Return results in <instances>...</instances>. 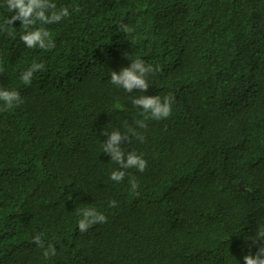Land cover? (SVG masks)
<instances>
[{
    "label": "trees",
    "instance_id": "trees-1",
    "mask_svg": "<svg viewBox=\"0 0 264 264\" xmlns=\"http://www.w3.org/2000/svg\"><path fill=\"white\" fill-rule=\"evenodd\" d=\"M54 2L71 12L45 26L55 48H27L20 21L15 39L0 32V88L24 98L0 111V264H244L264 228V0ZM3 5L0 22L12 15ZM128 57L159 65L147 92L111 83ZM33 63L45 70L24 85ZM169 94L164 120H145L131 102ZM128 126L145 139L130 136L125 155L148 164L117 183L103 132ZM86 207L107 223L80 232Z\"/></svg>",
    "mask_w": 264,
    "mask_h": 264
},
{
    "label": "clouds",
    "instance_id": "clouds-1",
    "mask_svg": "<svg viewBox=\"0 0 264 264\" xmlns=\"http://www.w3.org/2000/svg\"><path fill=\"white\" fill-rule=\"evenodd\" d=\"M4 7L7 11L12 13L11 16L5 17L0 22V32L6 33L7 36L15 39L16 34L12 31V26L16 21H20L24 27L23 34L20 35V40L29 49L39 48L42 50H51L55 48V41L52 38V34L46 25L58 24L63 19L70 17L71 12L67 6L57 8L54 0H4ZM78 12L80 9L76 7ZM143 17L137 20V27L141 25ZM39 25V27L37 26ZM119 30L127 35H132L136 28L132 25L120 23ZM135 40V37H134ZM130 59L131 63L127 67L121 68L119 71L113 70L111 73V83L119 88L124 89L128 93L135 92H147L149 89V83L147 77L149 74H154L160 71L159 65L153 67V65L145 63L140 58ZM45 65L43 63H33L26 71H24L20 80L24 85H31L32 79L35 73L44 71ZM2 71V69H0ZM133 106L142 109L141 115L145 117V120H164L172 114V104L174 102V96L169 94L163 100L158 95H140L132 98ZM0 111H7L19 107L24 103V98L20 92L15 90H8L0 88ZM114 107L118 110H123L124 106L120 103H116ZM145 120H139L136 122L137 127L145 129L147 124ZM126 126H127V122ZM104 135L107 139L103 144V151L111 157V160L119 165L120 170L113 171L110 174V179L114 182L120 183L124 180L127 169L135 168L137 171L143 173L147 168V160L142 154H137L135 151L125 152L121 147V144L125 141H130L129 137H136L141 143L144 142L145 137L137 128L127 127V132L122 134L118 130L107 132L104 130ZM130 191L135 195H139L136 189L139 185L136 183L135 178L130 180ZM117 202L115 200L109 203V207H116ZM79 215L82 217L78 220V228L80 232H86L94 225L107 223V216L97 211L94 207H86L81 209ZM43 234H36L33 237V242L40 248L44 249V257L54 256L56 249L49 244L45 247V242L42 239ZM253 246L259 244V247L255 254L249 252V254L243 256L244 264H264V228L258 230L254 237L250 238Z\"/></svg>",
    "mask_w": 264,
    "mask_h": 264
}]
</instances>
